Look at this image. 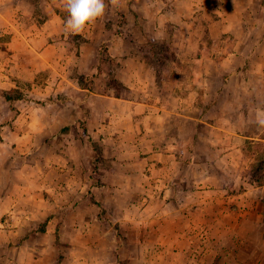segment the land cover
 I'll list each match as a JSON object with an SVG mask.
<instances>
[{"label": "crops", "instance_id": "obj_1", "mask_svg": "<svg viewBox=\"0 0 264 264\" xmlns=\"http://www.w3.org/2000/svg\"><path fill=\"white\" fill-rule=\"evenodd\" d=\"M195 1L166 0L167 10L160 13L147 10L160 0H121L127 22L118 33V25H109L116 2L105 0L104 16L73 34L65 31L68 15L56 10L66 0H45V11L37 0H0V37L8 39L0 45V54L8 52L1 66L31 73L34 57L43 68L65 64L79 75H94L105 45L123 89L119 95L106 89L104 74L93 77L91 86L61 77L59 82L67 84L64 102L73 110L69 116L62 109L56 117L62 131L59 154L41 163L38 177L42 196L60 197L58 214L45 217L43 231L19 235L13 230L18 235L12 246L8 237L3 240L1 261L26 264L31 243L63 261L86 258L103 264H257L263 258L256 256L255 245L264 248V0H231L236 5L230 19L236 25L224 17L213 22L219 28L210 30L211 37L231 36L230 47L215 62L202 53L191 57L199 49L192 42L197 30L182 27L179 77H169L168 85L158 83L139 44L128 42L131 31L139 39H156L166 35L165 25L197 19ZM180 6L188 11L178 13ZM40 14L43 22L36 26ZM20 18L31 19L32 26ZM71 34L83 38L77 55L76 48L66 47ZM205 49L200 45V52ZM193 62L197 70L190 75ZM213 64L219 70L211 76L206 68ZM214 82L220 87L211 86ZM70 124L71 135L65 129ZM32 126L24 128L33 131ZM42 126L39 130H49ZM81 131L86 134L78 135ZM52 141L46 143L49 149ZM96 141L102 162L94 157ZM20 223L28 228V221ZM65 227L77 232L71 241L63 237ZM115 227L122 236L112 232Z\"/></svg>", "mask_w": 264, "mask_h": 264}, {"label": "rangeland", "instance_id": "obj_2", "mask_svg": "<svg viewBox=\"0 0 264 264\" xmlns=\"http://www.w3.org/2000/svg\"><path fill=\"white\" fill-rule=\"evenodd\" d=\"M37 1H39L40 4L41 2H44V4L39 6V9L45 11L44 8L47 6L45 4V0ZM113 1L116 2V6L114 8V18L112 21L109 20V25L112 23L118 25L120 27L117 29L118 33H123L124 31L121 30V28L127 22L122 13V10L125 11V6L121 9L119 4L121 0ZM210 1L211 0L195 1V15L197 14L198 18H192V20L188 21L187 25H165V36H160L156 39L145 36L144 39H139L133 31H131L132 33L128 36L129 45L139 44L145 58H147L150 65L153 66L152 68L154 70L155 77L161 86L164 83H170L171 80H168L169 77H179V69H177V67L181 65L180 61H182L183 58L180 57V46L183 44V37L181 36V31L183 30L181 29L182 27L197 30L195 35H193L195 43L192 39L190 40L195 46L198 43L199 49L200 45L205 46L206 48L203 52H200L199 49L197 51L194 50L191 55L193 58L201 55L202 53L204 57L215 62L222 59L225 53L223 51L225 47H230L228 45L231 44V36L215 39L211 37L210 33H212L211 31L217 30V27L219 28V25L213 22L220 20L221 17H224L225 19L231 18L232 7L236 4L232 5L231 0H221L220 2L222 3L217 4ZM23 6L24 8H27L26 4L21 7ZM127 6L128 11L133 12L131 1L128 2ZM148 6H150L147 9L149 12L160 11V13H164L167 10L168 4L166 0H160L159 6L151 7V4ZM56 8V10L62 11V13L68 15L66 2L56 4ZM244 8L245 5L243 4L242 9ZM251 9L253 12H257L258 10L255 5H251ZM177 11L181 14L185 11L187 12L188 9L184 6H180ZM42 16L43 15L41 14L40 18L36 16L37 18H35L34 21L36 26L43 22L41 19ZM20 19L21 20L19 22H21V24L25 22L26 26H32L31 19ZM229 24L235 26L236 22L234 19H230ZM203 33L206 34L203 35ZM132 39L134 41H132ZM82 41L83 38L71 34L68 35L65 43L69 51L74 52V49L76 48L77 55L78 46ZM7 42L8 39L6 36L0 37L1 47H4ZM101 51L104 53V56H101L100 54L96 74L88 76L79 75L72 65L68 66L69 68H66L65 64H60L58 66H54L53 68L40 67L37 65L38 60H35L34 57L31 73L23 67L14 68L12 71L10 69L9 71L8 67L5 65L6 62L3 60L8 52L0 54L1 63H5L2 66L0 65V224H3V226H0L1 254H3L2 248H4L1 244L5 237L10 239L9 246H12L11 243L18 234L31 235L33 232L43 231L46 223L45 217L49 215L50 218L52 216H57L58 214L55 210V203L60 197H57L56 195L48 197L46 194V196H42L40 194V188L42 186L38 177L42 170L41 163H44L47 159L52 156L56 157L59 154V147L61 144L58 142V135L62 131H58L56 128V117L61 116L62 109H66L65 113L69 116L73 110L70 103L64 102L63 97L65 95V88L67 84L63 81L59 82L61 77L72 80V82L77 85L91 86L94 81L92 79L93 77L98 79L100 74H104V85L106 89H114V92L117 95H119L120 92H123V89L112 82L116 76V69L114 68L116 63L115 60L111 58L105 45L100 46L99 52L101 53ZM128 52L131 53L130 48ZM9 54H11V52H9ZM110 59L113 62H110ZM64 62L66 63V60H64ZM214 64L213 66H208L206 68L211 76H214L219 70L214 66ZM192 65L194 68H189V70H191L190 75L194 72V70H197L194 62ZM211 86L220 87V84L218 82H214ZM58 89L62 90L58 91ZM5 94L13 100H5ZM163 95L164 93L161 94V96ZM52 113L55 115H52ZM25 124L33 125V131H27L24 128ZM7 125H9L10 128H7ZM11 125H13V129ZM42 125H47L49 130H39L40 127H43ZM70 127L71 124L65 128L69 135L73 133L70 130ZM79 134L81 135L86 133L81 131L78 135ZM50 139L53 140V146L51 149H49L46 144ZM100 144L101 143L99 141L92 143V150L94 152L96 162L104 161L102 157L103 149ZM92 198L91 202H94L97 206H99L100 202L98 200H93ZM46 205L50 208H48L49 210H43L47 209L44 208ZM85 215L86 213H84V216ZM22 220L29 222L28 224L26 223V227L28 228L22 229L20 223ZM103 227L100 228V231L105 230ZM16 229H18L19 233L14 235L13 230ZM22 230L24 231L22 232ZM112 232H114L117 237L122 236V233L118 231L117 227H115ZM63 233V237L70 239V241L73 234H75V237L77 235V232L73 233L72 229L68 227L63 229ZM30 246L31 251H29L26 255L29 261H27L26 264L33 262L32 259H40L42 264H103V262H106L104 260L86 258L81 261L73 259H66L63 261L60 254H55L52 250H45L44 247L37 248L33 246L32 243ZM255 247L256 256L263 255V258L259 261L257 260V264H264L263 245L257 244ZM39 250H41L43 254L41 258L40 255H38L41 253L38 252ZM67 252V250H64V254H67ZM44 257H47L46 262L45 260L43 261ZM50 261L52 262L50 263ZM0 264H9V262L7 263L0 260Z\"/></svg>", "mask_w": 264, "mask_h": 264}, {"label": "clouds", "instance_id": "obj_3", "mask_svg": "<svg viewBox=\"0 0 264 264\" xmlns=\"http://www.w3.org/2000/svg\"><path fill=\"white\" fill-rule=\"evenodd\" d=\"M66 8L65 31L78 34L104 16L105 0H66Z\"/></svg>", "mask_w": 264, "mask_h": 264}, {"label": "trees", "instance_id": "obj_4", "mask_svg": "<svg viewBox=\"0 0 264 264\" xmlns=\"http://www.w3.org/2000/svg\"><path fill=\"white\" fill-rule=\"evenodd\" d=\"M101 56H104V53H102V51H101ZM101 61H102V58H101ZM110 62H113L111 59H110ZM114 68L117 70V68H118V65H117V63H115V65H114ZM112 82H114L115 84H117L118 86H121V84L117 81V80H112ZM4 98H5V100H7V101H10V100H13L11 97H9L8 95H4Z\"/></svg>", "mask_w": 264, "mask_h": 264}]
</instances>
